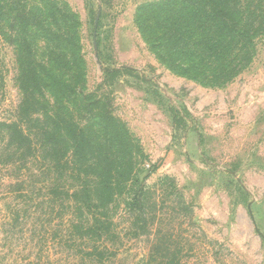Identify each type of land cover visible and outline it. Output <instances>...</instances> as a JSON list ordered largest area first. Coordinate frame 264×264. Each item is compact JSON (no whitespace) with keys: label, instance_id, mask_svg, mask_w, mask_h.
<instances>
[{"label":"rangeland","instance_id":"1","mask_svg":"<svg viewBox=\"0 0 264 264\" xmlns=\"http://www.w3.org/2000/svg\"><path fill=\"white\" fill-rule=\"evenodd\" d=\"M187 1L0 0V122L17 116L27 39L46 68L42 83L55 85L48 100L77 96L72 111L86 117L81 97L103 100L143 150L136 177L154 172L145 183L154 225L146 230L128 210L129 196L119 199L109 264H150L156 245L153 264H264V36L231 80L194 78L190 52L173 39ZM146 5L157 7L142 29ZM23 9L31 20L24 32L14 21ZM7 199L1 188L0 223ZM71 221L63 213L52 222L42 245L32 231L12 240L1 231L0 264H92L82 243L63 240Z\"/></svg>","mask_w":264,"mask_h":264},{"label":"trees","instance_id":"2","mask_svg":"<svg viewBox=\"0 0 264 264\" xmlns=\"http://www.w3.org/2000/svg\"><path fill=\"white\" fill-rule=\"evenodd\" d=\"M246 1L184 2L182 16L172 28L177 32L173 36L177 50L185 47L190 52L186 72L222 84L246 69L251 47L255 56L256 43L264 36V0ZM156 7L139 9L142 29L147 27L144 17L156 13L148 10ZM14 21L23 32L31 24L24 9L15 14ZM34 26L44 29L40 23ZM23 45L17 116L14 121L0 122V190L4 188L8 196L0 232L12 240L32 231L42 245L48 226L66 213L73 221L63 240L82 243L78 248L82 258L92 264H109L116 251L113 217L118 201L128 195V210L136 219L143 218L146 230L154 225L157 210L145 197V183L154 172L147 171L142 180L136 177L138 160L145 158L143 150L103 100L91 103L81 97L88 117L72 111L71 106L79 102L77 96L72 102L56 99L51 103L46 91L55 85L42 83L46 68L34 58L29 40ZM234 70L237 73L232 76ZM60 88L69 86L62 83ZM4 178L7 183L2 182ZM133 186H137L135 192ZM159 249L160 245L154 246L150 264L160 260Z\"/></svg>","mask_w":264,"mask_h":264}]
</instances>
